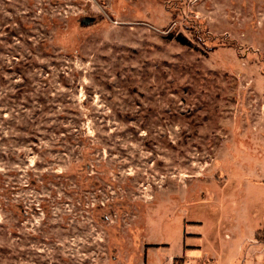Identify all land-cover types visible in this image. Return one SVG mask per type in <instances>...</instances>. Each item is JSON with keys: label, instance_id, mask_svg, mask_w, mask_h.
Returning a JSON list of instances; mask_svg holds the SVG:
<instances>
[{"label": "rangeland", "instance_id": "374dc122", "mask_svg": "<svg viewBox=\"0 0 264 264\" xmlns=\"http://www.w3.org/2000/svg\"><path fill=\"white\" fill-rule=\"evenodd\" d=\"M191 226L264 264V0H0V264L192 263Z\"/></svg>", "mask_w": 264, "mask_h": 264}, {"label": "crops", "instance_id": "0c3cea01", "mask_svg": "<svg viewBox=\"0 0 264 264\" xmlns=\"http://www.w3.org/2000/svg\"><path fill=\"white\" fill-rule=\"evenodd\" d=\"M191 228H195L196 227H190V229L187 230V237L183 238V243H184V247H191V249L185 250L182 249L181 253L182 255H185V259L187 258L189 261L188 262H192L194 264H207L208 258H211L210 252H205L203 247L200 244V241L202 239V236L199 232H194L191 230ZM254 239L257 237L256 233L254 232ZM227 236V235H226ZM229 237V236H227ZM200 238V240H199ZM224 241L219 240V243L222 244V246H227V245H232L231 248H236V247H241L243 248L245 246V248L247 247V245L245 244L246 240H241V242L239 240H237L238 238L234 237V236H230L231 239H227L225 236H223ZM227 242V243H226ZM230 242V243H229ZM248 247H254V245H249ZM225 253V249L223 250ZM238 251V250H237ZM241 250H239L240 252ZM210 254V255H209ZM202 262V263H200ZM211 263V262H210ZM213 263V262H212ZM233 262H227L225 264H232ZM215 264H221V260H219V258L215 261Z\"/></svg>", "mask_w": 264, "mask_h": 264}, {"label": "trees", "instance_id": "16d2710c", "mask_svg": "<svg viewBox=\"0 0 264 264\" xmlns=\"http://www.w3.org/2000/svg\"><path fill=\"white\" fill-rule=\"evenodd\" d=\"M176 40H177L180 44H182V45H184V46H191L190 41H189L186 37H184V36H182V35H178V36H176Z\"/></svg>", "mask_w": 264, "mask_h": 264}, {"label": "built area", "instance_id": "2783aa9c", "mask_svg": "<svg viewBox=\"0 0 264 264\" xmlns=\"http://www.w3.org/2000/svg\"><path fill=\"white\" fill-rule=\"evenodd\" d=\"M186 264H192V263H186Z\"/></svg>", "mask_w": 264, "mask_h": 264}]
</instances>
